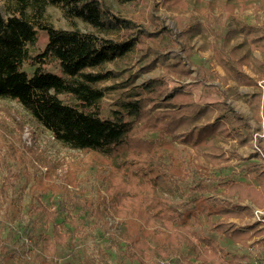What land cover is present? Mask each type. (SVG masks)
I'll use <instances>...</instances> for the list:
<instances>
[{
  "label": "trees",
  "instance_id": "trees-1",
  "mask_svg": "<svg viewBox=\"0 0 264 264\" xmlns=\"http://www.w3.org/2000/svg\"><path fill=\"white\" fill-rule=\"evenodd\" d=\"M140 1L6 0V13L0 8V98L20 102L59 142L109 157L114 162L112 169L127 182L117 189L110 187L108 203L78 195L73 190L76 186L70 188L65 182L46 185L55 195V208L41 204L36 206L40 214L28 216L8 195L9 188H21L14 187L17 173L10 169L1 181L0 205L7 203L15 211H6L0 218V264H60L61 259L63 264H114L108 259L110 253L116 264L134 258L138 263L130 264H252V253L259 250L256 245L264 241L255 238L249 242L263 232L260 221H250L254 208L264 206V162L258 152L241 162L245 178L223 173L212 177L218 180L213 185L194 167L188 150L184 153L181 145L171 142L189 145L200 158L223 167L230 156L222 142L232 137L240 145L250 144L252 123L225 99L201 103L184 85L169 86L165 75L188 78L194 75V68L183 55L149 57L157 52L145 44L155 32L142 28L141 22L114 6H136ZM183 1L165 3L181 8ZM49 5L62 10L69 27H58L49 19ZM224 5L230 12L235 9ZM213 27L211 21H196L183 26L179 35L185 40L199 34L208 37ZM164 29L166 26L160 31ZM40 30L46 32L47 41L40 52L33 53ZM240 36L244 40L220 61L237 83L257 87L248 102L260 118L264 89L258 79L242 70L241 60H252L264 68V62L254 55L255 49L264 50V33L259 26L239 22L231 25L222 41ZM244 48L246 52L238 57ZM136 57L147 62L131 74L127 67ZM51 61L58 62L59 72L46 67ZM109 63L115 68H109ZM159 63L164 68L162 77L135 83L141 72ZM108 80L113 83L104 84ZM112 91L119 94L109 110L103 109L102 101ZM155 107L162 109L151 113ZM166 145L169 161L162 150ZM202 165L208 167L198 164ZM196 173L201 177H195ZM186 180L189 191L178 197L175 191L183 193L181 182ZM220 186L223 192L218 190ZM201 215L219 236L199 231ZM214 215L219 218L212 219ZM231 217L249 220L244 225ZM41 220L51 221V225H41ZM16 221L18 226L12 229ZM5 228L11 245L1 241L6 239ZM223 237L249 247L256 245L250 251L237 252L227 248ZM185 245L193 247V254L185 253Z\"/></svg>",
  "mask_w": 264,
  "mask_h": 264
},
{
  "label": "rangeland",
  "instance_id": "rangeland-1",
  "mask_svg": "<svg viewBox=\"0 0 264 264\" xmlns=\"http://www.w3.org/2000/svg\"><path fill=\"white\" fill-rule=\"evenodd\" d=\"M224 2L234 6L233 12L225 9ZM182 3L184 6L181 8L171 7L165 3V0H142L136 6L128 4L125 8L118 4H114V6L118 12L124 13L125 11L128 17H133V19L141 22L142 28H146L149 32H155L152 37H147L145 44L157 52H151L149 57L153 58L157 55H163L172 59L183 55L186 62L194 68V75L188 78L174 77L171 74L165 75L163 78L169 81L171 88L180 85H184L187 88L186 86L191 83L195 89L193 92L197 101L207 103L225 99L238 112L247 116L249 122L252 123L253 141L246 145H240L237 138L232 137L223 141L222 144L228 156H230V160L225 162L223 167H216L200 158L191 146L171 140L172 143L175 142L181 145L179 147L183 149L184 153H187L186 150H188V158L195 164L194 167H199V173L202 176H207L211 184H218V180L211 179L213 176L223 173L228 176H235L238 179L245 178L240 171L242 161H245V159L248 161L252 154L258 152L259 159L264 162V103L260 111V118H257L248 102L257 87L237 83L233 77L229 76L228 70L220 61V58H224V54L243 41L244 37H236L226 43L222 41V37L231 25L235 26L239 22L259 26L260 33H264V0H185L179 4ZM5 6L6 0H0V8L4 13H6ZM47 13L49 19L56 26L69 27V21L59 7L49 5ZM196 21H211L214 26V32L208 37L199 34L191 36L188 40H185V37L182 39L179 35L181 28L183 26L187 27ZM80 25L85 28L83 23L80 22ZM164 26H166V29L160 31ZM46 41V32L40 30L39 39L32 46L31 51L33 53L40 52L44 48ZM245 52L246 49L244 48L238 52L237 56L239 57ZM254 55L264 62V50L257 48L254 50ZM236 60L237 57L233 59V61ZM241 61L242 70L249 76L258 79L262 89H264V78L262 77L264 68L259 67L252 60L249 62ZM146 62L136 57L128 65L127 70L133 74L142 69ZM46 67L60 71L57 61L47 62ZM108 67L115 68V64L109 63ZM162 75H164V68L159 63L155 67L141 72L135 83H147L162 77ZM219 75L224 76L225 79ZM112 83L113 80H108L104 84ZM118 94L119 91H112V93L108 94L102 101L103 109L109 110ZM62 97L70 99L66 95H62ZM159 109H162V107L151 109V113ZM149 135L155 136L156 133L149 132ZM165 139L170 141V138ZM167 149V145L162 148L165 153V160L169 161L170 152ZM199 162L207 164L208 167L198 166V164H201ZM113 164V160L101 152L74 149L59 142L54 138L51 131L38 123L20 102L14 99L0 98V185L2 179L9 174L8 171L10 169L17 173L18 176L14 175L13 177L15 178L14 187L18 186L22 189L9 188L8 195L14 200L16 199L15 203H17V207L21 208V213L28 216L30 214H40L41 212L36 206H41V204L55 208L56 204H54L52 199H56L55 195H53L52 190H46L45 186L64 185V182L70 188L76 186V189L73 188V190L78 195L94 199L98 198L108 203L111 195L110 187L117 189L127 184L122 175L112 169L114 167ZM48 171H51L50 176L47 174ZM199 173H196L195 177H201ZM41 177L43 180L39 181ZM252 180L255 179L252 178ZM24 184H26L25 187H23ZM181 184L182 189H184L183 193L179 189H176L175 193L178 197H185L189 191V183L186 180L182 181ZM218 190L223 192V187L220 186ZM0 196L2 197L1 193ZM21 196L22 198L19 199ZM260 208L264 209V206ZM6 211L14 213L15 208L12 205L9 206L7 203L1 202L0 218H4V212ZM216 218H219V216L214 215L212 217L214 220ZM201 221L203 225L197 226L201 233L217 234L209 229L206 216L201 215ZM42 224L50 226L51 221L43 222L41 220ZM17 226L18 222L16 221L12 229L17 228ZM260 228H263V232L255 235L249 242H253L255 238H264L262 223ZM6 232L5 228L3 237L8 235L9 231ZM101 236L102 233L97 238ZM1 241H6L8 245H11V239L8 236H6V239L1 238ZM222 242L227 248L237 252L250 251V248L252 249L256 245L254 243V245L249 247L242 242H234L228 237H223ZM256 246L259 250L252 253V264H257L264 257V241ZM184 251L187 254H193V247L185 245ZM258 252L260 255H257ZM114 258L115 255L110 253L108 259L116 264ZM191 258L195 259L193 256ZM59 262L63 264V259L59 260ZM130 263H138V260L136 258L127 259L124 264ZM101 264H107V262L104 261Z\"/></svg>",
  "mask_w": 264,
  "mask_h": 264
},
{
  "label": "built area",
  "instance_id": "built-area-1",
  "mask_svg": "<svg viewBox=\"0 0 264 264\" xmlns=\"http://www.w3.org/2000/svg\"><path fill=\"white\" fill-rule=\"evenodd\" d=\"M254 218L257 221H260L262 223V226L264 227V209L255 208L254 209ZM257 264H264V257Z\"/></svg>",
  "mask_w": 264,
  "mask_h": 264
},
{
  "label": "crops",
  "instance_id": "crops-1",
  "mask_svg": "<svg viewBox=\"0 0 264 264\" xmlns=\"http://www.w3.org/2000/svg\"><path fill=\"white\" fill-rule=\"evenodd\" d=\"M217 70L219 71V69L217 68ZM220 72V71H219ZM191 82V81H190ZM187 88L186 89H189V90H192V91H195V89H194V87L191 85V83L189 84V85H187L186 86ZM255 209V208H254ZM230 220H235V221H237V222H242L244 225H246V223H247V220H249V217H247V220L245 219V220H241L239 217H231L230 218ZM254 220H256L254 217H252L251 219H250V221H254Z\"/></svg>",
  "mask_w": 264,
  "mask_h": 264
}]
</instances>
